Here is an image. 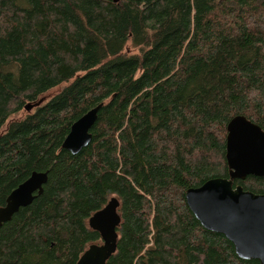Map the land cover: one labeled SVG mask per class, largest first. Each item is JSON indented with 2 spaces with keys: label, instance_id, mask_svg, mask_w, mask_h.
<instances>
[{
  "label": "trees",
  "instance_id": "16d2710c",
  "mask_svg": "<svg viewBox=\"0 0 264 264\" xmlns=\"http://www.w3.org/2000/svg\"><path fill=\"white\" fill-rule=\"evenodd\" d=\"M100 102L89 144L62 148ZM237 115L264 130V0H0V207L48 172L0 226V264H75L101 242L87 220L113 195L121 222L106 264H258L184 196L228 177ZM236 185L264 193V176Z\"/></svg>",
  "mask_w": 264,
  "mask_h": 264
},
{
  "label": "water",
  "instance_id": "95a60500",
  "mask_svg": "<svg viewBox=\"0 0 264 264\" xmlns=\"http://www.w3.org/2000/svg\"><path fill=\"white\" fill-rule=\"evenodd\" d=\"M41 102V99L28 102L24 109L30 111ZM102 105L103 102L98 103L71 124L62 148L77 154L89 144L92 138L90 129ZM226 130L228 177L210 178L197 187L188 188L185 201L205 229L223 234L233 244L239 258L264 264V193L245 190L241 185L233 186L234 179H244L248 175L264 176V130L243 115L234 116L227 123ZM47 180V171H32L11 190L0 207V226L41 195ZM119 205L113 195L89 216L88 226L99 232L101 243L90 244L75 264H106L115 252L117 228L121 222Z\"/></svg>",
  "mask_w": 264,
  "mask_h": 264
},
{
  "label": "rangeland",
  "instance_id": "374dc122",
  "mask_svg": "<svg viewBox=\"0 0 264 264\" xmlns=\"http://www.w3.org/2000/svg\"><path fill=\"white\" fill-rule=\"evenodd\" d=\"M130 50H135L132 46L129 47ZM59 89V87L57 88H53L51 89L50 91H48L47 93H45L44 95H42L41 97L43 98H40L41 100H46L48 99L50 96H52V94H54L57 90ZM25 113H23V111L15 114L14 116H12V118H21L24 116ZM101 243V242H100Z\"/></svg>",
  "mask_w": 264,
  "mask_h": 264
}]
</instances>
